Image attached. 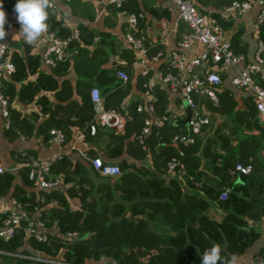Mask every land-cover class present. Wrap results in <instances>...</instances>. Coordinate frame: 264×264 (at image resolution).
Instances as JSON below:
<instances>
[{"label":"trees","instance_id":"1","mask_svg":"<svg viewBox=\"0 0 264 264\" xmlns=\"http://www.w3.org/2000/svg\"><path fill=\"white\" fill-rule=\"evenodd\" d=\"M197 1L200 9L205 10L209 6L220 8L232 0ZM4 3L14 9L17 0H4ZM120 9L140 8L137 2L125 0L120 8L115 7L116 11ZM165 13L160 11L156 15ZM214 15L223 28L230 24V20ZM48 24L50 29L56 26L54 33L59 37L71 33L54 15ZM259 35L264 41V21L259 26ZM238 38V33H234L230 42L234 51L241 48ZM93 39L92 31L84 28L79 30L78 39L84 45L77 40L70 43L75 44L71 63L74 85L66 77L59 80L67 73L68 59L55 66L47 65L43 70L38 55L13 52L15 69L5 81V94L10 103H41L43 114L40 116L33 110L27 113L11 105L4 135L9 140L34 134L49 139L50 129L56 127L63 131L65 142L72 138L73 128L77 127L84 135L82 140L92 144L86 151L90 157L99 155L94 144H101L105 157L100 156L105 162L124 152L133 161L116 162L121 173L113 177L101 175L91 163L84 164L61 154L48 175L63 176L64 190L55 187L27 192L24 186L34 184L28 177L27 164L15 169L17 172L7 170L1 174L0 197L15 196L29 214L38 208L45 221L47 238L38 241L27 236L22 224L8 240L0 238V264H52L25 256L37 253L44 257L58 256L75 264H201V254L214 243L221 244L229 257L241 255L259 234L247 218L259 219L264 214V127L253 100L243 96L240 103L228 87L218 91V103L208 104L213 107L212 116L220 115L223 120L217 125L210 124L200 155L182 151L183 144H179L182 142L171 141L173 135L186 131L180 130L182 125L171 118L162 127H152L150 133L141 134L144 114L136 111L137 101L128 104L130 119L122 132L98 125L92 134L90 123L94 111L90 88L95 84L100 86L105 107L113 108L120 106L126 95L124 90L130 85L129 80L123 84L115 74L116 69H126L128 65L108 66L110 51L103 45L105 41H99L89 51L86 44ZM124 53L130 63L132 51L128 49ZM32 72L37 73L35 79L29 77ZM156 89L157 108L163 111L166 94L162 88ZM45 92H50L51 98ZM164 113L169 117V113ZM223 125H229L226 133ZM244 127L258 129L259 133L243 132ZM232 137L237 139L236 144H232ZM25 156L28 160L36 157L30 150ZM172 158L178 159L182 166L168 176L167 163ZM201 163L204 169H199ZM237 163L250 164L251 170L230 174L228 168ZM183 179L193 190L183 189ZM198 182L201 192L195 190ZM249 188L263 193L249 194ZM225 190H228L226 196L220 198ZM52 200L56 204L49 205ZM214 201L224 210L219 220L208 214ZM3 216L0 212V226ZM53 226L58 227V234L52 233ZM68 231H77L78 236L64 238L63 233Z\"/></svg>","mask_w":264,"mask_h":264},{"label":"built area","instance_id":"2","mask_svg":"<svg viewBox=\"0 0 264 264\" xmlns=\"http://www.w3.org/2000/svg\"><path fill=\"white\" fill-rule=\"evenodd\" d=\"M69 1V0H65ZM110 3L113 7L120 8L125 0H101ZM174 4L176 16L171 25H168L167 19L161 18L164 26L163 36L176 31L179 22L183 21L189 27V30H184L180 39L177 42V47L172 49L168 54L167 68L164 71H159V79L166 82L169 88L180 94L183 101L186 102L190 110L189 125L190 133H178L173 135L174 142L193 143L195 134L198 133L202 125L210 122V118L205 114L198 104L196 96L205 94L213 102H218V91H221V76L216 73V70L223 71L229 68H234L235 73L231 77V82L248 90H252L255 106L259 116L264 118V86L257 80L264 81V42L259 37V26L264 21V0H232L230 3L222 6L219 10L221 17L229 18L237 14L247 11L250 7L260 6V10L254 21L253 29L257 39V47L253 55L246 56L245 53L234 51L230 44V39L226 37L224 29L220 24L214 12L210 9L201 10L197 0H169ZM4 10L8 16L10 9L3 3ZM53 11H57V6L54 2ZM119 12L126 16V31L125 40L129 46L135 51V61L143 68L141 73L143 76L149 75V66H146L145 57L148 51V46L144 43V37L139 31V21L143 19L144 13L142 10L128 11L120 9ZM55 30L49 29L43 36L44 49L42 52V60L46 65L55 66L59 61L68 59L70 51L69 43L73 39H79L78 29H73L68 37H59L54 33ZM3 51L0 53V113L4 119V125H9V107L17 105L14 101L10 103L8 96L5 94V81L15 69V64L12 60L14 49L10 41L5 37L4 42L0 41ZM193 48L194 51L189 54L185 50ZM162 55V51L158 50L152 55L154 60ZM116 74L120 77L123 84H126L129 78L128 73L124 69L118 68ZM155 81L152 77H147L144 81L145 93L151 96L154 91ZM92 109L94 111L93 120L90 123V132L93 134L98 125L120 127L115 109H107L104 105V100L99 87L92 86L89 90ZM146 105H137V110L142 111ZM148 108L152 110V105L148 104ZM41 105L34 103L33 109L40 113ZM180 111H177L179 114ZM165 116L154 119L145 118L142 127V133H149V126L163 125ZM51 139L56 143L64 141V134L61 129L52 127L50 129ZM77 140L83 139V134L76 137ZM142 141V140H140ZM61 157L60 153L54 154L47 158H28L25 153L21 155L15 154L18 163L13 169L20 168L23 164L28 165V177L34 181L38 189L47 190L58 187L62 184L60 177L49 176L50 167L55 160ZM92 166L105 176H117L121 173L119 165L115 162H105L100 155L88 157ZM28 160V161H27ZM178 166L182 163L172 158L167 163V172L171 175L175 173ZM7 169L0 161V175L6 172ZM251 170V165H241L237 163L234 167L228 168L230 174L236 172L247 173ZM199 184V183H198ZM227 191H223L220 198H224ZM56 200H52L50 204H56ZM0 212L4 215L1 217L2 226H0V238L8 240L14 234L15 230L22 224L27 236H32L38 241H44L47 238L45 221L40 216L38 208H34V212H29L24 208V205L15 197L9 196L7 199L0 197ZM78 236L77 231H68L63 233L64 238L75 239ZM1 252V250H0ZM18 255H20L18 253ZM24 256V255H21ZM31 259L43 260L52 264H75L67 261L64 258L44 257L38 253L36 255H25ZM256 264H264L262 258H258Z\"/></svg>","mask_w":264,"mask_h":264},{"label":"crops","instance_id":"3","mask_svg":"<svg viewBox=\"0 0 264 264\" xmlns=\"http://www.w3.org/2000/svg\"><path fill=\"white\" fill-rule=\"evenodd\" d=\"M69 1L70 2H66L65 0H54L59 12L57 13V11L56 12L53 11L55 20L62 22V24L68 26V28L71 31L73 29H78V31L80 29L84 30V28L91 30L92 33L94 34V39L90 44H86L89 51H91L94 47H96L99 41L104 40L105 42L103 41L104 42L103 45L106 46L105 48L110 51V59L107 62L108 66L114 67V65L117 63L128 65L127 66L128 68L126 67V69L124 70L129 75L128 80L130 82V85L128 88L124 90L125 91L124 93L126 95L124 100L120 104L121 107L118 106L113 108H107V109L116 110L117 113L116 115H114V118L119 120L120 127L111 126V125H106L104 127L109 128L110 130L112 129L117 133L122 132L126 120L130 119L128 104L131 101H137L136 109H137V105L139 104L143 106L146 105V108H143L142 111L136 110L137 112L144 114L142 125H144L145 118H150L153 121L154 119L165 116L163 125L165 124V122H170L171 120L169 119L171 118L173 119V121L175 120L176 123L182 125L180 127V130H183L185 128L186 130L185 133L187 132L190 133L188 131L187 124L182 122L187 116L186 102L181 99L180 94L178 92L172 91L166 82L161 81L158 75L159 71H164V69L167 68V62L169 57L168 53L172 49L177 47V42L180 39L182 32L185 30V29L182 30L183 27L179 29L178 26L176 31L168 33V35L166 36L162 35L164 26L160 19L164 17L165 19H167L168 25L172 24L176 16V9L174 4L171 3L169 0H133L134 2H137V6L140 8L139 10H142L144 13V17L139 21L138 27L140 33L144 37V43L149 48L145 55V57L147 58L145 65L149 66L150 68L149 75L143 76L141 73V69L143 68V66H141L138 62L135 61L136 58L135 51L129 46V44L125 40V31L127 25L126 16L121 12L116 11L115 7H113L110 3L101 0H69ZM220 8L209 6L206 7L205 9L206 10L210 9L214 12V14H217L219 17H221V14L219 12ZM259 10H260V6H253L241 14H237L229 18L221 17L225 21L230 20V24H228V26L226 27L224 26L223 28L226 37H228V39H230L231 42L234 33H238L239 36L238 43L241 46V48L238 49L237 52L245 53L246 56L253 55L257 47V39L254 33L253 25ZM160 11H164L166 13L158 17L156 15V12H160ZM8 23H6L9 25V27L6 28V31L8 33L6 37L10 41V44L12 45L14 51H17L19 53L28 52L30 54L38 55L42 61L40 68L43 70L47 69L46 67L47 65L42 60V52L44 49V44L40 43L35 45H28L24 42L22 36L18 33L20 31L21 25L17 23V14L14 11V9H10V14L8 16ZM55 27L51 29L55 30ZM102 32H107L108 35ZM74 40L78 41V39H73L70 41V43ZM70 43L68 47L70 51V56L67 60L69 62V67L67 69L66 75L59 77V80L61 81L63 78L66 77L74 85L75 73L72 70L71 63L73 60V55L75 54V47H74L75 44L72 45ZM79 43L80 45H84L83 41ZM128 49L131 50L133 54L132 61L130 63H128L127 61L128 59L126 57V54L124 53V51ZM158 50L162 51V55L158 59L154 60L152 58V55H154V53ZM192 50L194 51L193 48H189L185 51L187 54H189L190 52H192ZM116 70H115V74H116ZM216 73H218L221 76V80H222L220 85L221 90L225 87L230 88L234 93V97L238 101H240V103H241V98L243 96L250 97L254 102L252 90H248L243 87H238L231 82V77L235 73L234 68H229L223 71L216 70ZM36 75H37L36 72L29 73L30 79H35ZM116 76L120 79V77L117 74ZM147 77H152L155 81L154 91L151 96H148L145 93L144 81L147 79ZM257 81L264 86V81H261L259 79ZM93 86L99 87L101 91L100 86L96 84ZM156 87L162 88V90H164V93L166 94V101L164 103L163 111L157 108L158 103L156 102V100L158 98V94ZM45 93L51 98L50 92H45ZM101 95H102V91H101ZM73 97L75 99L78 98L76 95H74ZM196 98L198 99V104L200 106V109L209 116L210 122L206 125H202L200 131L194 135L195 140L193 143H179V144H183L185 150L187 151H190L187 149L188 147L190 146L196 147L199 145V149H197L194 152L192 151L190 152L200 155L206 137L208 136L207 134L211 129L210 124L217 125V123L223 120V117L217 115L216 118H214L212 116V114L214 113L212 105L217 104L218 102L216 103L213 102L205 94L202 95L198 94ZM208 102L211 103L212 105L210 106ZM34 103L35 102H32L28 105H22L19 102H17V105H13V106L23 110L24 112L29 113L30 111H32L31 109H33ZM39 104L41 105V103ZM148 104L152 105L153 107L152 110L148 108ZM33 111L38 112L37 110H33ZM177 111H180L179 114H177ZM164 112L169 113L168 114L169 117ZM59 113H62V111L60 110ZM38 114L42 116L43 113L40 110V113L38 112ZM257 114H258V110H257ZM259 119L263 123V127H264V118L259 116ZM163 125L157 126L154 125V123H152L149 126V133L151 132L152 127L160 128ZM4 128H5L4 119L1 117V113H0V161L9 170H15L13 169V167L15 166V164L18 163L17 158H15V154H18V152L26 153L28 150L32 151V153L35 154V156L38 158H47L54 154L60 153L62 155H66L70 157L72 160H80L84 164L90 163L88 159V157L90 156L86 151L90 147H92V144L83 140L76 139V137L79 134H83L82 131H79L77 127L73 128L72 138L69 141H65V142L63 141L62 143H56L51 139V137L49 139H44L42 134L39 135L34 134L28 138L24 136H19L14 140H9L4 135ZM228 128L229 125H223V132L226 133V131H228ZM241 130L243 132L248 131L249 133L255 135L259 133L258 129L246 130L244 127ZM141 134H143L142 129H141ZM172 137H171V141L174 142L172 140ZM197 137H200L201 140L198 141ZM231 141L232 144H236L237 139L235 137H232ZM94 145L96 147L97 153L102 157H105L104 151L100 148L102 145L101 144L98 145L94 144ZM182 151L184 150L182 149ZM124 159L128 161H133V158L125 152L122 153V155L117 158H112V157L107 158L106 161L107 162L115 161L116 163ZM199 169H204V163H201ZM166 173L168 176L169 175L171 176L169 172L166 171ZM16 176H17L16 181L19 182L18 174ZM56 177H60L62 182V184L59 185L57 188L60 190H64L66 185L63 182V176L58 175ZM181 182L184 190H193L192 188L189 187V184L186 183L184 179ZM198 183H196L197 187L195 190L201 192L199 190L201 184L200 182ZM22 185L25 184L22 183ZM24 187L27 192L29 191L38 192V187L35 184H33L32 186L25 185ZM250 189L251 188H249V190ZM254 193L262 194L263 192L260 190H256L255 192L252 193L249 192V194H254ZM3 199H6V197H3ZM223 213L224 210L222 207L218 205L217 201H214L210 205L208 210V214L210 215L213 214L216 217L215 219L217 220L221 218ZM247 221L250 226H253L258 230L259 234L258 237L254 240V242L250 244L241 255L237 256L238 258L237 264H256L258 258H262L264 260V251L263 252L261 251L262 249H264V214H262L259 219L247 218ZM51 230L52 233L54 234L59 233L57 226L51 227Z\"/></svg>","mask_w":264,"mask_h":264},{"label":"clouds","instance_id":"4","mask_svg":"<svg viewBox=\"0 0 264 264\" xmlns=\"http://www.w3.org/2000/svg\"><path fill=\"white\" fill-rule=\"evenodd\" d=\"M3 3L4 0H0V41L2 42L8 35L5 28L7 13L4 10ZM53 9L54 0H17L14 11L17 14V23L21 25L18 33L26 44L43 43V36L49 30L48 21L50 16L54 14ZM2 51L3 48L0 46V53ZM237 261V256L231 255L229 257L226 255L219 243L212 244L201 254V264H237Z\"/></svg>","mask_w":264,"mask_h":264},{"label":"rangeland","instance_id":"5","mask_svg":"<svg viewBox=\"0 0 264 264\" xmlns=\"http://www.w3.org/2000/svg\"><path fill=\"white\" fill-rule=\"evenodd\" d=\"M66 2H70V1H66ZM57 13H59V12H58V9H57ZM181 27H183L182 30H183V29H185V30H187V31L189 30V27H188L187 24L184 23L183 21H180V22H179V29H180ZM1 117H2V116H1ZM2 118H3V117H2ZM180 147H181L185 152L187 151V150L184 149V146H180ZM187 149L190 150V151H192V152H194V151H196L197 149H199V145L196 146V147H194V146H190V147H188ZM190 151H189V152H190Z\"/></svg>","mask_w":264,"mask_h":264},{"label":"water","instance_id":"6","mask_svg":"<svg viewBox=\"0 0 264 264\" xmlns=\"http://www.w3.org/2000/svg\"><path fill=\"white\" fill-rule=\"evenodd\" d=\"M186 108H187V116H186V118L182 121V122H184V123H186L187 124V126H188V131L190 132V125H189V116H190V110H189V107L186 105ZM256 190H252V189H250L249 190V192L250 193H252V192H255Z\"/></svg>","mask_w":264,"mask_h":264}]
</instances>
